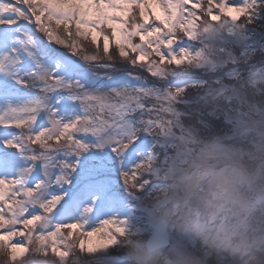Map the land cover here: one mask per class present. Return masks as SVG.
Instances as JSON below:
<instances>
[{
    "label": "snow or ice",
    "instance_id": "snow-or-ice-1",
    "mask_svg": "<svg viewBox=\"0 0 264 264\" xmlns=\"http://www.w3.org/2000/svg\"><path fill=\"white\" fill-rule=\"evenodd\" d=\"M258 7L256 0H0V264H80L77 253L109 249L118 256L117 236L135 211L126 189L151 186L155 161L167 159L179 126L172 91L117 69L112 48L161 82L184 63L167 49L185 33L250 22Z\"/></svg>",
    "mask_w": 264,
    "mask_h": 264
},
{
    "label": "clouds",
    "instance_id": "clouds-1",
    "mask_svg": "<svg viewBox=\"0 0 264 264\" xmlns=\"http://www.w3.org/2000/svg\"><path fill=\"white\" fill-rule=\"evenodd\" d=\"M223 115L224 135L176 132L151 186L131 185L142 194L119 255L77 253L80 264H264V100Z\"/></svg>",
    "mask_w": 264,
    "mask_h": 264
},
{
    "label": "rangeland",
    "instance_id": "rangeland-1",
    "mask_svg": "<svg viewBox=\"0 0 264 264\" xmlns=\"http://www.w3.org/2000/svg\"><path fill=\"white\" fill-rule=\"evenodd\" d=\"M229 2L242 4L248 0H229ZM256 3L259 7L253 13L250 22L223 20L218 23H208L191 33H185L182 39L176 40L167 49V54L183 57L184 63L178 66L171 65L161 82L158 78L151 77L149 73L133 68L126 60H121L113 47L114 63L117 69L147 76L148 86L158 87L161 93L167 94L169 90L172 91L171 107L179 126L176 132L184 127L195 125L202 135L209 136L210 134H204L201 128H209V123L203 119L205 116H213L223 117V122L228 129L224 134L229 133L230 125L223 115L225 109L240 107L243 110L250 106L253 100H264V84L258 83L264 81V3L262 0H256ZM36 34L43 35L39 32ZM134 42L139 43V37H136ZM93 50L89 46V51ZM152 58L158 59V57ZM146 62L142 61V63ZM188 64H190L189 68L195 66L198 69H222L219 73L222 78H211L206 82L196 79H179L181 74L178 75V71ZM171 83L174 84L171 85ZM147 103L155 102L150 100ZM188 111L197 115L204 112L205 116L203 119H198V122L190 121V125L186 126L181 119L191 120ZM213 131L214 134H220V128L217 126L212 125ZM131 185H136V188L140 186L137 182L130 184L126 189L135 198L133 207L136 214L137 196L142 193H138ZM94 226L99 227V222ZM119 237L120 235L117 239ZM4 259L0 256V261Z\"/></svg>",
    "mask_w": 264,
    "mask_h": 264
},
{
    "label": "trees",
    "instance_id": "trees-1",
    "mask_svg": "<svg viewBox=\"0 0 264 264\" xmlns=\"http://www.w3.org/2000/svg\"><path fill=\"white\" fill-rule=\"evenodd\" d=\"M91 49L93 50V48L91 47ZM190 64L181 67L182 69L180 71H178V75L181 74L179 77V79L182 78H187V79H196V80H202V82H206L208 80H210L211 78H215L220 77L221 74H219L221 72L222 69H214V70H210L208 68H204V69H198L195 66H192V68H189ZM186 67H188V69H186ZM190 91V90H189ZM189 93V92H188ZM183 96V95H182ZM190 116L191 120H182L183 124L190 125L189 122L193 121V122H198V119H203L204 118V112H201V114H196V113H192V112H187ZM207 120V122L209 123L208 127L209 128H201L202 132L205 134L207 133L208 135H212L214 134V131L212 132V125L217 126L220 128V134H224V132L227 129L226 124H224L225 122H223V117H213V116H205V118L203 120ZM200 131V130H199ZM209 135V136H210Z\"/></svg>",
    "mask_w": 264,
    "mask_h": 264
},
{
    "label": "water",
    "instance_id": "water-1",
    "mask_svg": "<svg viewBox=\"0 0 264 264\" xmlns=\"http://www.w3.org/2000/svg\"><path fill=\"white\" fill-rule=\"evenodd\" d=\"M174 83H171V85H173Z\"/></svg>",
    "mask_w": 264,
    "mask_h": 264
}]
</instances>
